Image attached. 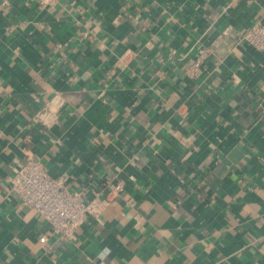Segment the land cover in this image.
<instances>
[{"label":"crops","instance_id":"crops-1","mask_svg":"<svg viewBox=\"0 0 264 264\" xmlns=\"http://www.w3.org/2000/svg\"><path fill=\"white\" fill-rule=\"evenodd\" d=\"M260 19L264 0H0V264H264V50L229 37L186 74ZM28 156L123 188L59 241L10 188Z\"/></svg>","mask_w":264,"mask_h":264},{"label":"built area","instance_id":"built-area-1","mask_svg":"<svg viewBox=\"0 0 264 264\" xmlns=\"http://www.w3.org/2000/svg\"><path fill=\"white\" fill-rule=\"evenodd\" d=\"M42 4L52 3L54 0H39ZM6 4V0H2ZM228 25L224 27L212 40L211 47L202 49L198 57L187 67L189 77L200 76L204 72V61L213 49L218 48L225 39L235 37L238 43H245L256 50H264V20L252 23L237 34ZM132 51L126 50L119 57L125 61ZM132 162L136 155L130 157ZM129 178H133L132 175ZM10 188L17 194L18 203L31 205L43 217L49 226L52 236L59 241H71L75 237L77 228L90 218L99 221L105 208L109 205L111 196L117 195L123 188L124 180L118 179L108 183L107 191L97 192L92 196L83 190L72 189L68 177H52L45 169L41 160L28 156L24 163L18 166L10 177ZM47 237L41 235L39 241L44 243Z\"/></svg>","mask_w":264,"mask_h":264}]
</instances>
